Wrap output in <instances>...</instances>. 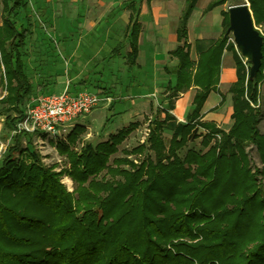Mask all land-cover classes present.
Here are the masks:
<instances>
[{
  "label": "trees",
  "instance_id": "trees-1",
  "mask_svg": "<svg viewBox=\"0 0 264 264\" xmlns=\"http://www.w3.org/2000/svg\"><path fill=\"white\" fill-rule=\"evenodd\" d=\"M248 1L256 26H264V0ZM196 2L186 0L179 19L182 44L171 51L177 64L167 68L175 78L168 83V107H157L151 120L148 141L154 158L139 163L127 157L112 159L138 122H130L95 146L87 143L80 151L61 142L70 166L60 171L41 162L32 134L11 135L0 164V264H264V181L258 176L264 171L251 166L245 150L256 145L264 164L260 128L264 43L261 70L252 79L251 62L228 41L229 14L223 10V35L199 52L198 62L193 61L187 22ZM226 2L213 0L208 9ZM2 3L0 78L6 81L8 93L1 102L6 104L5 126L12 131L26 100L52 91L56 74L35 83L28 70L24 49L32 25L14 17L28 7V0ZM140 3H126L131 10L130 66L136 65L139 52ZM225 48L233 51L237 77L229 87L233 123L228 130L204 120L202 113L210 93L219 90ZM90 74L71 80L68 91L82 90L93 81ZM192 86L196 88L192 108L184 122L177 121L171 113L174 99ZM114 102L111 97L110 111ZM201 128L206 130L203 135ZM166 129L173 131L168 140L163 136ZM74 133L69 139L74 140ZM200 135L202 145L210 147L190 148L181 156L187 142ZM144 148L141 144L125 153ZM63 174L74 180L73 191L62 182Z\"/></svg>",
  "mask_w": 264,
  "mask_h": 264
},
{
  "label": "rangeland",
  "instance_id": "rangeland-1",
  "mask_svg": "<svg viewBox=\"0 0 264 264\" xmlns=\"http://www.w3.org/2000/svg\"><path fill=\"white\" fill-rule=\"evenodd\" d=\"M245 1L249 2L248 0H227L225 6ZM122 2L123 0H52L51 6L43 8L42 6L33 7L31 0H28V7L14 16L22 22L30 21L32 25V34L27 40L24 52L28 70L32 74L35 83L42 82L51 72L56 74L59 82L62 78L70 79L72 74L76 75L77 78H81L89 70L93 81L82 86V90L100 92L102 96L110 95V97L116 98L115 107L112 111L109 109L110 105L105 108V101H100L90 114L78 117L73 125L68 127V131L63 134L55 137L36 136L34 138L32 141L33 149L40 154L41 162L46 166L53 167L55 171L70 166L68 156L61 153V142L66 143L69 148L76 151H80L87 143L95 146L110 137L107 126L113 122L111 126L115 128L113 131L119 130L118 128L122 127L123 121H125L123 125L128 124L126 121L138 122L139 125L120 143L118 151L112 155V159L114 157H127L135 163H139L149 157H155L153 150L149 148L150 124L157 107H168L169 101L166 96L169 93L168 81L172 75L167 73L164 68L165 66H174L173 57L165 55V66L159 70L152 69L146 76L137 70L138 74L135 73L132 76L134 79L146 78L148 83L155 86L154 94L139 98L130 96L140 95L147 90V86L133 82L129 90H126L131 74L128 69L130 48L126 37L127 17ZM3 13V3L0 0V25L3 22ZM99 22V29L95 31L98 37L93 39V37H90V30ZM256 27L264 35V26ZM230 34L232 35V33ZM97 42L103 44L100 51L94 50V44H97ZM120 42L123 43L120 54L114 58L108 56L109 51ZM76 53L82 55L79 60L78 57L76 58ZM245 60L247 59L245 58ZM94 81H100L106 88H99L94 85L97 83ZM229 87L225 84L219 86L218 92H214L210 98L211 104L206 105L203 109V111L206 110L204 120H213L226 130L233 123L231 117L232 95L229 92ZM110 89L113 91V96H111V92H107ZM193 90L191 88L190 92ZM54 91H60V89ZM221 94L224 95V100H221ZM2 99H0V164L7 145L12 142V133L5 126L6 114L3 112L6 104L1 102ZM132 99H135L134 108L136 113H131L133 115L126 119V116H122L123 114L118 112L117 109L123 107H120V103ZM177 99L179 98L174 99L175 108L171 110V113L176 116L177 121L184 122L186 116L184 119L179 117L181 107H179L180 103ZM261 101L264 116V87H262ZM186 102V100L181 102L184 104L182 106L184 112H188L192 108V104H186ZM119 114H121V118H119ZM111 127L109 129H112ZM260 128L264 132V118ZM71 131H75L74 140L69 139ZM200 132L203 135L206 130L201 128ZM172 133L173 131L166 129L163 136L168 140L172 137ZM202 135L195 140L188 141L187 145L179 151L180 155L184 156L190 148L207 150L210 146L204 147L202 145ZM214 142L215 139L212 140L211 144ZM2 144H4V151H1L3 150L1 149ZM141 144L145 148L140 152L125 153L126 150H131ZM24 145H26L25 139ZM245 150L251 166L264 171V164L256 145L251 144ZM123 166L130 168L127 164H123ZM66 176L72 180L71 185L64 182ZM258 176L264 181V174L260 173ZM108 177H111V175L109 174ZM61 179L70 191L74 190L75 182L69 175L63 174Z\"/></svg>",
  "mask_w": 264,
  "mask_h": 264
},
{
  "label": "crops",
  "instance_id": "crops-1",
  "mask_svg": "<svg viewBox=\"0 0 264 264\" xmlns=\"http://www.w3.org/2000/svg\"><path fill=\"white\" fill-rule=\"evenodd\" d=\"M51 1L52 0H31V5L33 7L42 6L44 8L46 6L47 7L51 6ZM127 1L128 0H123L122 6L124 7V11L126 12V17H127L126 37L128 39L127 34L129 33V31L127 26L130 22L131 10L126 7ZM212 1L213 0H197L194 9L187 22V35H188V42L190 44V58L195 62H198L199 60V52L206 49L209 42L220 38L225 30L223 24L224 16L222 14V11L227 9V6H225L226 3L222 5H216L211 9H208V6ZM185 2L186 0H151L150 2H148L147 0H141L140 13H139V22L141 24V32L139 35V44H138L139 52H138L136 65L130 66L128 61V69L131 72V74H130V82L126 86V90L127 91L129 90L130 85L133 84V82L138 83L140 85L145 84L147 86V90L143 91V93L137 96L130 95L131 94L130 93L129 95L132 96L133 98L145 97L147 95L154 94L155 92V86L152 83H148L147 82L148 80H146V78L143 77V79L141 78L134 79L132 77L133 75H135V73L138 74L137 70H139L138 71L139 73L141 72L146 76L152 69L159 70L163 68L165 66L164 63L165 55L168 57L169 56L173 57L172 62L174 63V66L177 64L178 59L171 54V51L176 49L180 44H182V42L179 40L178 27H179V19L182 14L183 8L185 6ZM98 25H100V22L99 24L94 26L92 30H90V34H91L90 37L91 38L93 37V39L94 37L95 38L98 37L95 33V31L99 29ZM228 41L234 43L233 36L231 34L229 36ZM102 45L103 44L101 42L100 43L97 42V44H94V50L100 51L103 47ZM118 45L121 46L119 49V53L117 55L120 54L123 43L120 42ZM118 45L114 46L109 51L108 56H110L111 58L117 56V55H113L112 52L113 49ZM129 48H130L129 49V56H130V51H131L130 42H129ZM76 55H77L76 58L78 57V60L81 58L80 56H82L81 54L78 55L77 53ZM167 68H172V67L165 66L164 68L165 71L169 73V71H167ZM88 72L89 70L86 71V73ZM86 73H84V75ZM171 75L172 77H170L169 81L175 79L174 75L173 74ZM236 78H237L236 67H235L233 51L225 48L221 57V76L218 87L224 84L230 86L236 80ZM73 79L78 80L80 78H77L76 75L72 74L70 79L67 80L65 78H62L58 82V77L56 76V84L54 85L52 91L56 89H60L61 91L68 88L69 82ZM191 88L194 90L190 92ZM191 88L188 91L182 93L181 95L183 96L179 95L178 97L179 99H177L178 102L180 103L179 107H181V110H179L180 111L179 117L181 119H184L185 116H187V113L191 110L190 109L188 112H184V110H182L183 109L182 106L184 104L181 103L182 101L186 100L187 101L186 104L187 103L192 104L194 95L196 93V88L194 86H192ZM107 92L108 93L111 92L112 93L111 95L113 96V91L111 89L109 91L107 90ZM214 92H218V91H212L210 93L203 109L206 107V105L211 104L210 98ZM134 100L135 99L123 101L122 103L119 104L120 107L121 106L123 107L117 109V111L121 112V114H123L122 116H126V119H128L134 113H136L135 112L136 109L134 108L136 103L134 102ZM104 103H105L104 107L106 108L108 105H110L111 100L105 101ZM205 112L206 110L204 111L202 110L204 116H205ZM121 114H119L118 116H120ZM122 116H120L119 118H121ZM124 122L125 121H123V123ZM126 122H128V124L130 123V121H126ZM113 123L107 126L108 133L110 134L118 131V130L113 131L115 130V128L111 127ZM123 123H122V127L125 126L123 125ZM110 127L112 129H109ZM34 138H36V136L32 135V141L34 140Z\"/></svg>",
  "mask_w": 264,
  "mask_h": 264
},
{
  "label": "built area",
  "instance_id": "built-area-1",
  "mask_svg": "<svg viewBox=\"0 0 264 264\" xmlns=\"http://www.w3.org/2000/svg\"><path fill=\"white\" fill-rule=\"evenodd\" d=\"M2 70L4 72V66L0 64V71ZM6 94V81L1 76L0 99ZM110 100L111 97L102 96L97 92L80 90L70 93L67 88L39 94L26 100L23 115L17 121V127L11 131V135L21 131L38 137L59 136L68 131V127L72 126L78 117L90 114L100 101ZM1 149L4 151V144Z\"/></svg>",
  "mask_w": 264,
  "mask_h": 264
},
{
  "label": "water",
  "instance_id": "water-1",
  "mask_svg": "<svg viewBox=\"0 0 264 264\" xmlns=\"http://www.w3.org/2000/svg\"><path fill=\"white\" fill-rule=\"evenodd\" d=\"M226 11L229 14V27L239 53L251 62L250 78H254L261 70L264 37L256 27L249 2L229 4Z\"/></svg>",
  "mask_w": 264,
  "mask_h": 264
},
{
  "label": "bare ground",
  "instance_id": "bare-ground-1",
  "mask_svg": "<svg viewBox=\"0 0 264 264\" xmlns=\"http://www.w3.org/2000/svg\"><path fill=\"white\" fill-rule=\"evenodd\" d=\"M64 182L68 185L72 184V180L68 176L65 177Z\"/></svg>",
  "mask_w": 264,
  "mask_h": 264
}]
</instances>
